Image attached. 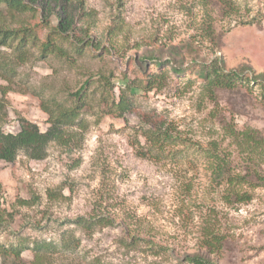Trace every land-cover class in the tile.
Listing matches in <instances>:
<instances>
[{"label":"rangeland","instance_id":"374dc122","mask_svg":"<svg viewBox=\"0 0 264 264\" xmlns=\"http://www.w3.org/2000/svg\"><path fill=\"white\" fill-rule=\"evenodd\" d=\"M1 13V28L27 34L24 64L15 58L23 32L0 47V64L13 68L0 72V88L10 90L5 133L17 134L22 120L46 132L41 106H72V93L87 85L85 130L67 131L77 134L76 148L49 143L41 160L20 150L13 162L0 161V244L56 240L66 230L79 246L50 255L52 264H191L186 257L205 252L208 230L224 238L209 256L214 264H264V189L226 206L205 153L215 141L236 157L225 125L264 140L263 92L246 73L234 89L209 96L197 75L220 58L227 71L248 66L264 78V0H37L23 13ZM47 40L56 49L44 55ZM172 53L183 72L164 65L151 78L159 67L140 64ZM121 98L128 109L117 117ZM158 127L179 139L151 145L145 135ZM96 214L113 226L87 236L70 224ZM32 258L24 252L22 264Z\"/></svg>","mask_w":264,"mask_h":264},{"label":"trees","instance_id":"16d2710c","mask_svg":"<svg viewBox=\"0 0 264 264\" xmlns=\"http://www.w3.org/2000/svg\"><path fill=\"white\" fill-rule=\"evenodd\" d=\"M37 0H28L33 3ZM41 2V0H38ZM52 1V0H48ZM27 0H0V16L1 12L7 10L9 12L23 13L28 7ZM47 2V1H42ZM58 29L63 34L66 27L62 24V20L58 21ZM64 31V32H63ZM23 30H9L0 27V47H8L10 41L16 40ZM26 31L22 33L19 46L16 47L15 58L17 64H24L27 60V54L24 46L26 42ZM56 49L52 40H47L41 47V52L46 55ZM172 59L161 60L154 59L152 55L145 56L140 60H150L154 67H159L157 74H151V78L159 77L162 74L164 65H170L173 73L183 72V68L179 66V62L175 59V53H172ZM175 64V66L173 65ZM11 73L13 68L8 65L0 64V72ZM197 75L205 82L204 92L211 96L215 89H234L236 84L241 80L243 74H250V78L246 79L247 83L259 85L263 92L264 101V78L263 75H256L248 66L242 67L240 70H226L224 61L215 58L210 64H200ZM149 79V78H148ZM153 79L145 81L144 89H151ZM109 83V82H108ZM87 84L80 87L75 93H72L74 104L66 107L58 102H52L51 105H42L41 108L49 117V128L46 132H40L39 128L26 120H22L20 130L17 134L5 133L2 125L5 124L7 113L5 112V102L3 98L9 93L6 87L0 88V161L11 163L16 157L18 151L23 150L35 160L43 158L42 153L49 143L65 148L69 151L76 148V144H71L77 134L67 131L85 130L84 120L80 119V111L82 109L84 90ZM112 89V86H111ZM117 117L127 111L128 105L123 98L119 99L115 104ZM150 131L149 135H145L147 142L151 145H159L164 141H177L179 136L172 135L170 130L163 133L158 128ZM67 132V133H66ZM149 133V132H148ZM223 140H228L237 149L235 158H231L225 150L219 149V145L213 141L205 149L206 155L213 160L212 164V181L222 187L221 200L228 206L247 204L252 200V190L257 188L264 189V140L253 130L238 131L232 126L223 127ZM247 187V190H244ZM1 189V185H0ZM249 189V190H248ZM23 206H28L27 201L19 202ZM1 221V218H0ZM76 230L84 232L85 235L91 236L98 227H112L113 221L103 216L93 215L90 217H77L70 222ZM224 241L223 236L211 234L208 230L203 233V248L205 252L187 256L186 260L191 264H214L210 259V255L218 252ZM79 246V240L75 239L69 231H62L56 240H18L16 243L0 244V257L3 264H22V254L31 251L33 254L30 264H52L50 263V255L64 251L74 253Z\"/></svg>","mask_w":264,"mask_h":264}]
</instances>
